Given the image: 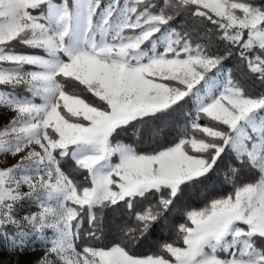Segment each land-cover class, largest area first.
I'll return each mask as SVG.
<instances>
[{
	"label": "snow or ice",
	"instance_id": "snow-or-ice-1",
	"mask_svg": "<svg viewBox=\"0 0 264 264\" xmlns=\"http://www.w3.org/2000/svg\"><path fill=\"white\" fill-rule=\"evenodd\" d=\"M0 110L12 264L34 240L31 264H264V0H0ZM175 112L181 127L161 137ZM228 155L231 190L186 207L175 239L136 254ZM116 208L134 223L106 240Z\"/></svg>",
	"mask_w": 264,
	"mask_h": 264
},
{
	"label": "trees",
	"instance_id": "trees-1",
	"mask_svg": "<svg viewBox=\"0 0 264 264\" xmlns=\"http://www.w3.org/2000/svg\"><path fill=\"white\" fill-rule=\"evenodd\" d=\"M178 23L181 26L185 25L184 19H179ZM18 49L20 46H17ZM228 68H231L234 76L240 78L242 68L234 58H230L225 62ZM84 95V93H80ZM184 117L180 112L172 113L169 116L163 117L162 121L157 122L160 127L161 137L171 139L175 128L181 127ZM142 134L145 139L153 134V126H143ZM120 139L125 142H132L134 139L131 129L120 134ZM229 162L235 163L231 155L226 156L216 170L210 173L206 178L196 183L193 186L186 187L182 194L177 198L175 207L167 212H164L161 217L154 222L149 230L139 239L133 247V251L139 255H145L155 251L158 243L165 240L175 239L174 227L177 223L183 222L182 212L186 207H199L205 202L206 195H215L218 191H230V185L224 181V173L227 171ZM66 171H72L73 162L65 163ZM73 175L76 173L73 172ZM106 217V240L115 239L118 234V227L124 224H133L134 222L129 217V214L123 208L108 209L105 212ZM86 227V225H85Z\"/></svg>",
	"mask_w": 264,
	"mask_h": 264
},
{
	"label": "rangeland",
	"instance_id": "rangeland-1",
	"mask_svg": "<svg viewBox=\"0 0 264 264\" xmlns=\"http://www.w3.org/2000/svg\"><path fill=\"white\" fill-rule=\"evenodd\" d=\"M10 115H11V113L0 110V123L6 122ZM12 162L13 161H11V160L9 161V163H12ZM199 207H201V206H199ZM33 242L36 243L37 250L35 252L26 251L23 254H18L20 264H31V262L34 261L37 257L43 255V249L40 248L39 241L34 240ZM15 259H16L15 256H9L6 251H3V249L0 248V264H12V262Z\"/></svg>",
	"mask_w": 264,
	"mask_h": 264
}]
</instances>
